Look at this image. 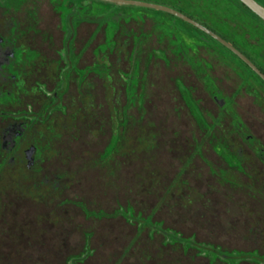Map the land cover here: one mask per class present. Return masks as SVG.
I'll use <instances>...</instances> for the list:
<instances>
[{
	"label": "flooded vegetation",
	"instance_id": "flooded-vegetation-1",
	"mask_svg": "<svg viewBox=\"0 0 264 264\" xmlns=\"http://www.w3.org/2000/svg\"><path fill=\"white\" fill-rule=\"evenodd\" d=\"M134 134L181 137L174 173L148 155L125 186ZM118 218L115 264H264V16L243 0H0V264H103Z\"/></svg>",
	"mask_w": 264,
	"mask_h": 264
},
{
	"label": "rangeland",
	"instance_id": "rangeland-1",
	"mask_svg": "<svg viewBox=\"0 0 264 264\" xmlns=\"http://www.w3.org/2000/svg\"><path fill=\"white\" fill-rule=\"evenodd\" d=\"M161 57L162 56H158ZM137 103V102H136ZM137 105V104H136ZM189 138V137H188ZM131 139V138H130ZM181 137L174 138L171 136H164V137H159L158 143H156V146L160 147L155 148L154 151H150L149 154L144 152L143 150L139 149L141 148L140 142L138 141V137L134 134L132 136V145L135 148H137L136 152H133L132 155H120L118 158V175L120 180L125 182V186L128 185V182L131 181V179L137 174L138 172L141 173V170L143 171V166L146 164L148 155L150 157L154 156L156 164L161 163V165H164L167 168H170V172L174 173L175 168L177 167V161H178V156L180 155L179 152H168L166 150L167 145L172 144L171 140L176 141V143H179ZM123 143V142H122ZM182 145V142L180 143ZM162 150V151H161ZM95 169L87 170L86 171V177H89V174H91L93 177L98 176V171ZM123 185V186H124ZM124 186V187H125ZM79 187H81L79 185ZM102 198V197H101ZM103 199V198H102ZM117 201L120 204L125 205V200L126 196L122 191H118L117 194ZM104 200V199H103ZM103 200L100 199L101 204L106 203L108 206H110L109 202H104ZM103 202V203H102ZM143 201L139 200V204H142ZM124 214H128V210L124 211ZM136 221H139V218H136ZM112 231H104L102 232L104 236L109 237L107 239L110 244L108 247H102L99 249L98 254H100L98 262H104L103 264H115V261L121 256V251L122 249L128 244L130 241V238L132 235L135 234L134 232V227L131 225H127L125 221L122 218H118L117 220L112 221ZM143 239L141 238L140 241ZM79 248V247H78ZM70 249V252H76L80 251V249ZM43 249V248H42ZM67 248H61V247H56V249H53V256L51 258L50 262L46 263V254L45 252H41V250L38 249L39 255L42 257H38L37 262L38 264H64V259L67 254ZM128 258L122 261V264H130L131 260L134 258L131 256V254L127 255ZM130 257V258H129ZM136 257V256H135ZM112 259V260H111ZM113 261V262H112ZM21 264H31V261L27 260L24 263L22 262ZM86 264H98V263H93L87 262Z\"/></svg>",
	"mask_w": 264,
	"mask_h": 264
},
{
	"label": "water",
	"instance_id": "water-1",
	"mask_svg": "<svg viewBox=\"0 0 264 264\" xmlns=\"http://www.w3.org/2000/svg\"><path fill=\"white\" fill-rule=\"evenodd\" d=\"M120 1H128V0H120ZM243 1L246 2L253 10L257 11L258 13L264 16V11H262L259 5L255 3L253 0H243ZM143 4H146V3H143Z\"/></svg>",
	"mask_w": 264,
	"mask_h": 264
}]
</instances>
